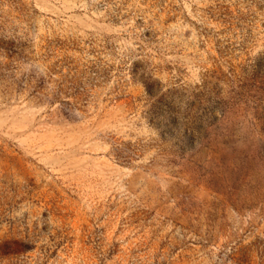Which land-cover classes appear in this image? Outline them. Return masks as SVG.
I'll list each match as a JSON object with an SVG mask.
<instances>
[{
    "label": "rangeland",
    "instance_id": "obj_1",
    "mask_svg": "<svg viewBox=\"0 0 264 264\" xmlns=\"http://www.w3.org/2000/svg\"><path fill=\"white\" fill-rule=\"evenodd\" d=\"M0 264H264V0H0Z\"/></svg>",
    "mask_w": 264,
    "mask_h": 264
}]
</instances>
